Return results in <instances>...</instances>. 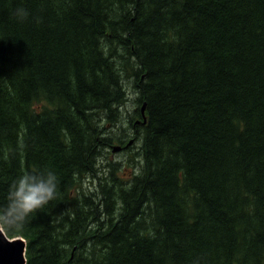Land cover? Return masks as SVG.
<instances>
[{"label":"trees","instance_id":"obj_1","mask_svg":"<svg viewBox=\"0 0 264 264\" xmlns=\"http://www.w3.org/2000/svg\"><path fill=\"white\" fill-rule=\"evenodd\" d=\"M69 1L63 14L61 0H0V66L12 74L0 79V202L22 170L47 168L61 182L57 201L22 228L5 230L26 240L27 264L79 261L75 225L89 232L85 245L96 239L94 257L80 264H264V0H176L183 10L144 0L156 5L142 21L139 0ZM20 7L29 13L23 22ZM166 16L172 20L162 31ZM157 28L185 50L163 48ZM100 39L131 55L128 83L139 106L131 133L142 171L119 204L96 167L113 141L117 120L109 114L123 107L109 108L123 92ZM97 61L103 70L92 68ZM51 91L69 102L71 117ZM48 116L56 117L31 124ZM247 127L245 136L236 132ZM91 178L97 205H114L101 225L87 210L78 214L80 184ZM207 208L213 214L201 220ZM147 222L153 229L144 233Z\"/></svg>","mask_w":264,"mask_h":264},{"label":"rangeland","instance_id":"obj_2","mask_svg":"<svg viewBox=\"0 0 264 264\" xmlns=\"http://www.w3.org/2000/svg\"><path fill=\"white\" fill-rule=\"evenodd\" d=\"M170 1H174L175 3H177L176 0H170ZM63 3H68L69 8L72 9V5H70L69 0H61L60 5L56 7L58 10V13H59V11L62 12V10L65 11V12H62L63 14L68 13V11L65 10L66 8H65V6H63ZM41 4H42V6H44V5L49 4V2H48V0H41ZM122 5L126 6L124 4H122ZM155 5L156 4L151 5L144 0H139V7L136 10L137 20L138 21H142V19L144 20V18L147 17L149 15L150 11L155 7ZM179 7H180V9L183 10V8L180 5H179ZM175 9H177L176 6L173 8V10H175ZM106 14L110 15V13H106ZM165 20H166V22L164 25L161 24V26H160L158 24L160 30H162V31L165 30L166 23L171 22L172 19L168 18L166 16ZM154 32L157 34L155 37L157 39H160L159 41H160L161 46L163 48H165V47H167V48L178 47L177 50L180 48H183V50H185L184 46H178L176 44L175 45H172V44L169 45L167 43L165 33L160 32L158 30V28ZM144 41H146V40H144ZM100 43H101L100 47L102 49H106V48L109 49L108 53L111 55L112 61H114V65L118 71L121 89L124 92L123 98H119V103H117V104L112 103L109 106L110 110H112V108L114 109L118 104H123V107L120 110H118V111L114 110L111 114H109V116L114 117L117 120L115 127H113L110 131V132L113 131V135H114L112 138L113 139L112 146H115V145L121 146L122 145L127 150L122 151V149H121L118 152H112L110 149L109 151H103L101 153V155L98 156L96 159V167L100 172V177H102L101 179L104 182V184L106 185V188L112 194V196H113L112 198L115 200V203L119 204L122 201V197L124 195V192L129 189L133 180L137 176L139 177L141 175V171H142V166H143L142 158L133 159L134 155L137 152L139 142L136 141V135H132V133H131L132 129H133L132 124L134 122V114H133L132 110H133V108H137L139 106L137 105V101L135 99L136 95L133 93L132 86L130 83H128V82H132V79H133L132 74L128 72V67H127V65H130V60H132L131 55L128 53V51L125 48L118 45V43L116 41H107L106 39H100ZM145 52L150 53L148 51H145ZM164 53H165V51H164ZM145 55H147V54H145ZM165 56H166V53L163 57H165ZM91 66L93 69L100 68V67H102V70L104 69V64H103V62H100V61L93 63ZM2 76L8 77L9 79L12 78V74L9 73V71H8V66H0V79L3 81L4 78ZM79 76L83 79V81L85 83L92 86V84L90 83L88 74L83 76L81 73H79ZM124 80H126L127 82ZM148 82L151 83L150 80H148ZM103 87H108V84L106 82H104ZM54 92L51 91V99L52 100L57 99L59 101L58 105H59L60 110L66 112L68 117H71V112L69 109V107H70L69 102H67V100L64 98L63 99L58 98ZM114 92L111 93L112 97L115 96ZM31 111L33 112L32 106H31ZM108 113H109V110H108ZM25 114H26V112H25ZM96 114H97V117H99L100 115L105 114V113L97 112ZM55 117L56 116L40 117L41 119L32 121L31 124L37 125L42 120H46L48 118H55ZM230 120L231 119H229V124L232 123ZM61 122L63 123V121H61ZM61 122L55 121L54 123L57 126L58 124L62 125ZM61 125L59 126L60 129L62 128ZM250 125H251V122H249V126ZM247 128L244 131H238L237 130L236 132L238 134H240V136H245L251 130L250 127H247ZM21 133H25V130L19 123V125H17V127H16V132H15L16 141H17L16 146H18V147H21V144L24 140L23 134H21ZM60 143L62 144L63 147L68 148V147H66V145L64 144L62 139H60ZM161 150L163 152H166L165 148H163V147H161ZM166 157L167 156L165 155V159H166ZM21 159H23V157H21ZM22 173H23V170H22L21 174ZM144 175H146V176L148 175L147 169H146ZM115 176H120L122 178H126L127 180L121 181V182H112L111 179ZM95 182H96V179H94V178L85 179V181L81 182V184H80L81 191H80V195H79V200L77 201L78 207H79L78 214L81 211L87 210L88 215H91V216L94 215V217L96 219L101 220L100 221V225H101V224H104L107 221L105 219H107L109 217L106 209L108 207H114V205H112L110 203H106V202L97 205L98 202H96L94 200V196L92 194V193L96 192V190H97V189H94V186H93V184ZM89 196L91 197V203H90V205H88L86 207L85 202L88 200L87 197H89ZM148 208H149V204L147 203L146 206H142L140 208V211L144 213V212H146V210ZM98 214H101V216L98 217ZM212 214L213 213L209 210V208H207L206 211H202V219L201 220H204L206 218L211 217ZM145 218H146V216L144 217V220H145ZM69 219H72V218L69 216ZM144 220H143V222H144ZM150 224L151 223L147 222L139 230L146 233V231L153 229V224L152 225H150ZM75 228L78 230V232L80 231L82 234V237L79 239V241L83 244V247L78 251V254H77V256L79 254L82 255V257L79 261H77L78 257H76V259L74 261L75 264H80V263H83L86 260L92 259L94 257V250L96 248L93 247L92 242L96 241V239L91 241V243H86V245H85V241L87 240V238L90 235L89 232L84 231L82 228H80L76 225H75ZM56 232H57V229H56ZM1 239L2 238L0 237V240ZM14 248H15V250H13V251L16 252L15 254L17 256V250L19 247L17 245H15Z\"/></svg>","mask_w":264,"mask_h":264},{"label":"clouds","instance_id":"obj_3","mask_svg":"<svg viewBox=\"0 0 264 264\" xmlns=\"http://www.w3.org/2000/svg\"><path fill=\"white\" fill-rule=\"evenodd\" d=\"M15 15L23 22L29 13L20 7ZM60 183L58 175L47 168L23 172L9 186L6 200L0 202V231L22 228L39 211L57 201Z\"/></svg>","mask_w":264,"mask_h":264},{"label":"water","instance_id":"obj_4","mask_svg":"<svg viewBox=\"0 0 264 264\" xmlns=\"http://www.w3.org/2000/svg\"><path fill=\"white\" fill-rule=\"evenodd\" d=\"M144 106H141V112H144ZM118 147L114 148V150ZM0 264H6L8 250L15 249L14 246L17 245L19 248L17 250V256L15 254L14 264H26L25 260V241L22 237L8 238L4 231H0ZM16 253V252H15ZM5 258V259H4ZM4 259V260H3Z\"/></svg>","mask_w":264,"mask_h":264},{"label":"bare ground","instance_id":"obj_5","mask_svg":"<svg viewBox=\"0 0 264 264\" xmlns=\"http://www.w3.org/2000/svg\"><path fill=\"white\" fill-rule=\"evenodd\" d=\"M2 248V247H0ZM15 249H10L8 250V254H7V259H6V264H14L13 261L15 259V252L13 251ZM5 259V258H4ZM3 259V260H4Z\"/></svg>","mask_w":264,"mask_h":264}]
</instances>
